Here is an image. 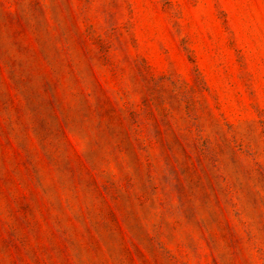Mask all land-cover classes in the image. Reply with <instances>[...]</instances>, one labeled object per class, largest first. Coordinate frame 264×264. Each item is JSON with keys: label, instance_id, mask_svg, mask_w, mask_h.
I'll return each mask as SVG.
<instances>
[{"label": "rangeland", "instance_id": "374dc122", "mask_svg": "<svg viewBox=\"0 0 264 264\" xmlns=\"http://www.w3.org/2000/svg\"><path fill=\"white\" fill-rule=\"evenodd\" d=\"M0 264H264V0H0Z\"/></svg>", "mask_w": 264, "mask_h": 264}]
</instances>
